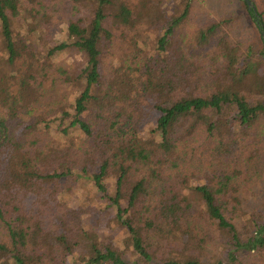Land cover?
<instances>
[{"label":"trees","instance_id":"1","mask_svg":"<svg viewBox=\"0 0 264 264\" xmlns=\"http://www.w3.org/2000/svg\"><path fill=\"white\" fill-rule=\"evenodd\" d=\"M237 1L257 45L197 0H0V264H264V12Z\"/></svg>","mask_w":264,"mask_h":264},{"label":"rangeland","instance_id":"2","mask_svg":"<svg viewBox=\"0 0 264 264\" xmlns=\"http://www.w3.org/2000/svg\"><path fill=\"white\" fill-rule=\"evenodd\" d=\"M256 4L258 10L264 12V0H252ZM197 15H200L197 22H202V19L208 21L219 22L222 20H229L230 24L226 26V30L234 40H244L245 43L257 45L259 44V36L257 31L245 12L244 6L237 0H197ZM204 15H201L202 13ZM61 25V23H60ZM62 26V25H61ZM230 30V31H229ZM2 57V56H0ZM0 64V68H1ZM151 128V123H146L140 132V137L148 138V132ZM146 129V130H145ZM148 130V131H147ZM112 180H108L107 183H111ZM256 187V186H255ZM257 190H264V181L258 184ZM86 210L92 212L93 224L96 226V231L99 236L104 240L105 244H117L120 247V252L125 255V259L130 262L132 260L131 249L127 248L128 236L122 233L118 227H113L109 217H106L104 213H100L91 198L87 199ZM85 209V208H84ZM7 241L6 233L0 227V242ZM126 244V246H125Z\"/></svg>","mask_w":264,"mask_h":264},{"label":"water","instance_id":"3","mask_svg":"<svg viewBox=\"0 0 264 264\" xmlns=\"http://www.w3.org/2000/svg\"><path fill=\"white\" fill-rule=\"evenodd\" d=\"M249 9H252L253 11H255V8H254V5L253 3L251 2V0H242Z\"/></svg>","mask_w":264,"mask_h":264}]
</instances>
